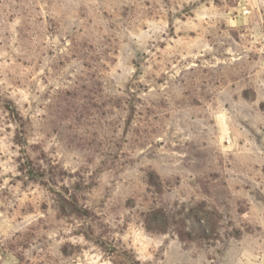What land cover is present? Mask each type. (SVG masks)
Listing matches in <instances>:
<instances>
[{"label":"rangeland","instance_id":"rangeland-1","mask_svg":"<svg viewBox=\"0 0 264 264\" xmlns=\"http://www.w3.org/2000/svg\"><path fill=\"white\" fill-rule=\"evenodd\" d=\"M0 264H264V0H0Z\"/></svg>","mask_w":264,"mask_h":264}]
</instances>
